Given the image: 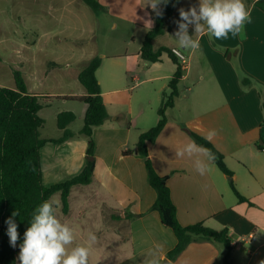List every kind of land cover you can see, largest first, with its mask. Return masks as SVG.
<instances>
[{"label": "crops", "instance_id": "1", "mask_svg": "<svg viewBox=\"0 0 264 264\" xmlns=\"http://www.w3.org/2000/svg\"><path fill=\"white\" fill-rule=\"evenodd\" d=\"M198 2L184 0L177 6L165 34L155 39V50L161 47L177 49L173 36L177 30L178 10L198 6ZM101 4L102 10L110 7L108 3ZM144 4V0H137L138 21L122 18L136 29L128 41H124L131 46L104 55L100 69L105 66L111 70L110 82L106 83L97 76L109 118L93 133L96 167L92 183L73 187L69 196V212L65 214L63 206L60 213L58 211L60 218L66 219L75 232L72 246H87L89 232L97 236L89 264H143L149 251L157 244L161 245L159 259L163 264L170 261L167 255L177 245L173 230L162 223L160 213L154 209L157 193L149 183L144 159L136 154L140 136L155 126L152 124L159 122L157 108L162 105L161 94L169 88L177 70L167 54L158 63L143 60V42L155 26V14L150 7H141ZM249 11L251 23L244 25L246 38L243 40L233 38L231 34L225 40L210 39L207 33H192L190 27V34L199 41V48L181 50L187 56V65L179 61L184 71L179 83V96L174 107L166 111L165 128L154 143L148 144L149 158L155 171L168 178L180 224L203 223L215 231L227 229L232 244L230 264H261L264 261V105L261 104V94L254 89L247 94L241 91L237 76L239 69L264 84V12L255 6H251ZM146 12L150 17L145 15ZM144 17L153 20L152 28H145L147 19ZM118 27V24H113V28ZM166 35L168 39L160 41ZM217 45L223 51H218ZM93 58L95 54L90 53L76 68L67 63L66 71L73 70L68 75L77 81L79 72ZM58 62H49L48 67L64 71L63 64ZM32 77V89L26 83L28 91L37 96L40 103L43 98L46 106L53 100L67 101L59 97L86 95L85 88L79 95L67 92L54 95L47 91L46 80L37 78L36 71ZM130 79L138 86L150 87L155 100L159 99V105L154 100L150 101L151 111H156L157 119L146 115V108L138 110L132 106L118 117L111 114L110 107L122 100L118 94L113 97L107 94L119 93V87L125 86ZM243 83L250 84L247 78ZM87 108L84 104L80 112L57 113V118L61 113H72L76 119L66 128L71 133L68 139L61 143L48 142L41 150L47 187L72 179L85 167L88 140L81 134L83 127L78 131H72V127L77 121L84 122ZM140 119L149 125L142 127ZM66 130H62V138ZM210 130L217 132L211 143L224 155L236 189L248 202L239 201L229 177L215 163L206 175L200 176L195 171L193 159L175 157V150L193 140L188 131L205 137ZM128 150L135 153L125 155ZM64 176L68 178L61 180ZM227 253L221 243L195 242L170 262L224 264L223 257Z\"/></svg>", "mask_w": 264, "mask_h": 264}, {"label": "trees", "instance_id": "2", "mask_svg": "<svg viewBox=\"0 0 264 264\" xmlns=\"http://www.w3.org/2000/svg\"><path fill=\"white\" fill-rule=\"evenodd\" d=\"M94 12L103 9L98 0H81ZM184 0H169L167 5H162V16L155 15V26L148 32L143 42L141 56L147 63L161 62L162 56L167 54L177 70L169 82V94H164L160 109L158 110L159 122L147 132H144L137 144L136 154L142 157L148 171L151 187L157 193V201L154 209L160 213L162 223L171 228L177 238L176 247L170 251L167 258L175 261L185 249L195 242L211 241L223 244L228 253L223 257L224 264L229 263V251L232 244L229 239V231H215L206 227L203 223L183 226L177 218V208L172 200L171 190L168 186V178L162 177L155 171L149 158L148 144L154 143L167 124L166 111L175 105V99L179 96V83L184 71L173 50L161 47L155 50L153 43L156 38L165 34L166 27L172 21L177 6ZM248 9L255 6L264 12V0H245ZM102 65L98 57L89 61L87 66L78 74V80L86 90L84 96H65L59 99L81 102L88 106L84 126L81 134L88 140L86 152V164L81 173L70 180L47 187L44 183L41 150L48 142L61 143L69 138L67 126L74 122L76 117L72 113L58 115V127L66 130V135L60 140H46L41 137V130L45 126V119L40 115L43 105L39 98L29 93L26 81L19 71L14 72L15 88L0 87V264H20L19 244L23 241V233L30 226L31 215L35 208L42 202L52 200L56 194H60L63 212H69V196L73 187L89 185L92 183L96 167V142L93 138L95 128L104 125L109 114L105 105L101 86L97 78V71ZM247 83V81H245ZM69 133V134H68ZM197 144L212 150L217 159L215 165L228 177L233 173L228 168L224 155L204 137L195 132L188 131ZM135 151H125V155ZM230 185L241 202H248L236 189L233 179ZM13 211H19L20 216L14 218L18 224L20 238L17 246L12 247L7 235L5 221Z\"/></svg>", "mask_w": 264, "mask_h": 264}, {"label": "rangeland", "instance_id": "3", "mask_svg": "<svg viewBox=\"0 0 264 264\" xmlns=\"http://www.w3.org/2000/svg\"><path fill=\"white\" fill-rule=\"evenodd\" d=\"M101 3H108L110 7L94 12L81 0H0V87L14 89V72L19 71L32 89V75L36 71L37 78L46 80L47 91L54 95L61 92L79 95L84 91L81 83L68 75L73 70L66 71L67 63L76 68L90 53L103 61L106 53L129 48L131 45L124 41H128L136 29L122 18L128 17L134 21L139 19L137 0H101ZM113 24L119 27L113 28ZM167 39L168 35L160 41ZM53 61L62 63L64 71L51 70L48 63ZM109 71L104 66V69L99 70L98 78L109 83ZM119 89V93L107 94L108 97L118 94L122 100L120 104L110 107L112 115L118 117L132 106L138 110L146 108V115L157 119L158 114L151 111L150 101L154 100L159 105V99L155 100L150 87L138 86L130 79ZM164 91L162 99L170 90L167 87ZM40 100L44 105L41 116L46 121L41 137L48 140L62 139L64 131L58 127L57 113L80 112L84 103L53 100L51 105L46 106L45 100ZM158 107L159 110L161 105ZM139 121L142 127L149 125V122L142 119ZM152 125L157 124L155 122ZM83 126V121H77L72 131H78ZM67 178L64 176L60 179ZM52 200L58 201L57 211L60 213V195L53 196Z\"/></svg>", "mask_w": 264, "mask_h": 264}, {"label": "clouds", "instance_id": "4", "mask_svg": "<svg viewBox=\"0 0 264 264\" xmlns=\"http://www.w3.org/2000/svg\"><path fill=\"white\" fill-rule=\"evenodd\" d=\"M168 2L169 0H146L141 7H150L152 13L162 16L160 5H167ZM178 12L179 19L175 22L177 30L173 36L177 43V49L174 51L178 57L181 56L180 50L199 48V41L193 38L192 33H207L210 39L215 40L228 39L231 34L233 38L239 37L243 40L246 38L244 25L251 23L250 11L245 0H199L198 6H190L187 10L180 8ZM145 15L150 17L147 12ZM144 23L145 28L153 26L151 18ZM190 27L193 29L191 34ZM216 47L218 51H223L219 45ZM237 76L241 91L247 94L254 89L261 94V104L264 105V84L239 69ZM245 78L249 80V85L243 83ZM216 135L215 130H210L204 138L211 142ZM175 157L193 159L195 171L200 176L206 175L217 159L211 149L197 144L194 140L175 150ZM57 209L56 200L44 201L35 208L31 215L30 226L24 231L23 241L19 244L17 259L20 264H89L92 245L97 241V236L89 232L87 246H72L76 239L75 232L66 219L60 218ZM17 216H20L19 211H13L5 221L12 247L17 246L20 238L18 224L14 220ZM160 251L161 245H155L145 257L143 264H161ZM261 264H264V261Z\"/></svg>", "mask_w": 264, "mask_h": 264}, {"label": "built area", "instance_id": "5", "mask_svg": "<svg viewBox=\"0 0 264 264\" xmlns=\"http://www.w3.org/2000/svg\"><path fill=\"white\" fill-rule=\"evenodd\" d=\"M173 53L175 54V56L178 58V60L181 62L182 65H187V56L186 54H184L183 51H181V56L179 57L176 55V52L174 51V49H173Z\"/></svg>", "mask_w": 264, "mask_h": 264}, {"label": "water", "instance_id": "6", "mask_svg": "<svg viewBox=\"0 0 264 264\" xmlns=\"http://www.w3.org/2000/svg\"><path fill=\"white\" fill-rule=\"evenodd\" d=\"M169 262H170V261H166V262H164L163 264H169ZM170 264H171V262H170Z\"/></svg>", "mask_w": 264, "mask_h": 264}]
</instances>
